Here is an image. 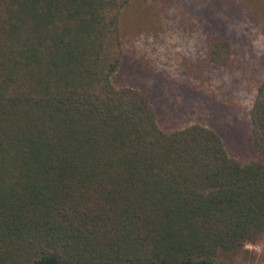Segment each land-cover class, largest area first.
<instances>
[{
  "label": "trees",
  "instance_id": "trees-1",
  "mask_svg": "<svg viewBox=\"0 0 264 264\" xmlns=\"http://www.w3.org/2000/svg\"><path fill=\"white\" fill-rule=\"evenodd\" d=\"M144 1L0 0V264L256 259L264 80L249 112L259 160L199 123L162 128L143 92L113 82ZM231 49L211 43L209 62Z\"/></svg>",
  "mask_w": 264,
  "mask_h": 264
},
{
  "label": "rangeland",
  "instance_id": "rangeland-1",
  "mask_svg": "<svg viewBox=\"0 0 264 264\" xmlns=\"http://www.w3.org/2000/svg\"><path fill=\"white\" fill-rule=\"evenodd\" d=\"M122 31L117 87L143 92L162 128L199 123L215 130L236 159L259 160L249 112L264 80V0H145L126 13ZM220 39L232 48L226 66L208 59ZM246 250L256 259L231 260L264 264V240Z\"/></svg>",
  "mask_w": 264,
  "mask_h": 264
}]
</instances>
